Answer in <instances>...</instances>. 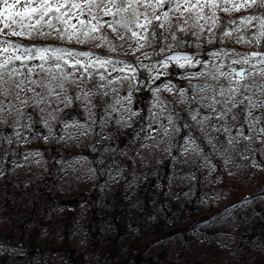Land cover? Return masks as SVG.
<instances>
[{
	"label": "trees",
	"instance_id": "obj_1",
	"mask_svg": "<svg viewBox=\"0 0 264 264\" xmlns=\"http://www.w3.org/2000/svg\"><path fill=\"white\" fill-rule=\"evenodd\" d=\"M254 11L256 10L254 9ZM220 18V22L213 32H205L199 38L193 35L196 31L180 32L172 27L168 32H165L163 28L161 31L168 39L160 40L159 44L162 46L176 41L183 50L191 52L194 59H198L196 48L202 49L206 54L222 47H231L227 43L228 40L226 41L228 36H224L222 33L239 25V17L230 19L228 15L223 14ZM232 20H237V24L231 27L229 21ZM254 32H256L255 28L250 31V35L253 36ZM173 34L177 37L176 40L171 38ZM210 36L216 37V40L211 44L207 42ZM93 52L96 55L101 54ZM155 57L163 58L161 55ZM127 61L136 64L132 58H128ZM229 65H231L230 59H226L222 68L225 70L224 72L231 71ZM168 68L169 71L165 79L176 88L174 97L181 92V89L188 91V95H191L193 91L192 79L196 77L195 73L208 72L212 69L216 71V65L208 67L204 63L196 66L187 65L185 68H180L177 64H169ZM138 72V83L135 84L131 93L130 118L126 122H118L116 116H113L106 126L108 132V139L104 141L106 144L99 146L97 150L98 157L93 153V149L88 143L81 146L65 145L66 140H62L61 133H57L48 142H45L43 139L45 126L42 125L35 112H32V117L35 120L36 129L28 145L16 149L10 145H0V162L6 166L5 173L0 176V246L24 251L22 256L24 260L38 257L42 261L46 254L57 253L64 257L66 264H88L90 257L98 253L108 259V264H146L150 258L149 255L175 234L182 236L186 244L190 240L188 238L190 234L211 229L229 216L234 205L240 203L238 202L240 196L232 184L237 186L240 179H245L249 183L257 180V176L251 175L253 172L251 161L257 158L258 163L264 164V143L253 146L254 151L248 150L255 158L244 160L243 165L236 170L234 175H223L220 187L230 193V198L233 200L230 206L214 210L208 215L202 213L200 202L195 197L189 206H180L177 201H181V197L177 195V187L181 188V185H178L176 179L179 162L175 160V157L180 156L179 150L186 142L188 133H191L186 111L180 110L177 114L179 120H174L178 132L172 144L174 153L165 155V152L155 146L145 147L146 134L152 121L157 119L154 112L153 92L158 83H151L146 74L140 70ZM229 79L230 77H222L219 84H223L227 88ZM261 82L262 78L259 72L257 77L254 73L251 79L247 80L249 85L254 86L252 89H256L255 85H259ZM94 83L95 79L91 84ZM70 95L76 96V89ZM162 97L165 99L167 110L174 112V108L178 109V106L173 101L171 102L170 95ZM104 101L106 105H111V99L108 97ZM101 105H103L102 99L95 97V107L99 119L102 114L100 112L102 111ZM233 114L235 119L225 120L226 123L237 126L243 123L246 129L247 112L243 106L239 111L233 109ZM60 121L63 123L85 122L82 102L73 100L60 115ZM216 121L224 123L219 119ZM55 127L59 129L60 125L57 124ZM233 128L235 131L238 130V127ZM93 135L96 139V134ZM217 137L223 140L225 135L218 134ZM245 143V140L238 143L235 155H238L242 150L247 151ZM106 150L113 151L107 159L113 158L112 163H117L119 167L126 169L124 171L125 182L111 187L106 192L101 191L98 186L89 190L71 187V184L75 182L72 178L74 170L77 169V166L76 168L71 167L72 159L84 156L89 163L100 168V170L97 168L96 172H98V180H102L104 176L100 175L101 172H106L107 167L103 166H106L107 163H99L97 159ZM25 151L39 152L45 161L43 167L32 170L25 166H13L11 160L21 157ZM148 153L151 155V160L144 167V172H141L137 186L133 191L126 192L131 178L130 174L135 168L140 167L138 156L148 155ZM260 171H262L261 175L264 174V167ZM200 179L206 178L202 176ZM257 192L264 194V187ZM133 206H137V212L132 217V226H138L140 232V236L136 239L128 238L127 214ZM183 219L189 220L184 230L166 232L169 222L177 223V220ZM4 222L8 226L7 233H3L2 230ZM253 222L254 228L251 229V234L245 236L246 240L253 243L259 238L264 243V223L258 221V218ZM44 227L50 228V233L47 238L41 239ZM77 227H81L87 237V244L84 247L76 246L73 243L72 233ZM56 232H59L62 240H55ZM18 233L20 236H17ZM208 233L214 234L212 231ZM248 250L250 251V249ZM185 256L187 257L184 254L181 258L183 259ZM188 257L192 264H200L197 257L191 255ZM249 264H264V257H254Z\"/></svg>",
	"mask_w": 264,
	"mask_h": 264
},
{
	"label": "rangeland",
	"instance_id": "obj_2",
	"mask_svg": "<svg viewBox=\"0 0 264 264\" xmlns=\"http://www.w3.org/2000/svg\"><path fill=\"white\" fill-rule=\"evenodd\" d=\"M254 9L241 10L239 12L225 13L219 11L217 14L219 16L226 14L231 19L233 17H240L242 15H247L250 12H253ZM106 20H111V17H105ZM172 23L179 27L185 28L189 31H198L190 27L191 21L186 25L184 18L180 17L178 14L172 15ZM233 24H231V27ZM2 27V25H0ZM172 28L168 23L164 24L165 32H168ZM239 29V31H237ZM254 28H244L240 25H235L232 30V35L226 37L227 43L231 45L227 47H222L219 50L211 51L206 54L203 53V50L196 48L197 58L194 60H200L205 66L212 67L213 65H223L227 57L235 58L237 54L244 55L249 53L253 48L252 43H239L237 38L243 36L245 40H251L250 31ZM47 31V29H45ZM105 34L109 37H114L115 34L111 32L110 29L105 28ZM257 31V29H256ZM55 35V34H53ZM121 35H124L121 32ZM253 39V38H252ZM25 43H36L41 46L50 45L52 47L65 46L70 47L76 51L83 50H92L96 51L99 56L103 57L105 55H120L121 58L126 54L127 58H132L134 55L139 56L140 60L148 66L149 69H154L153 71H147L144 68L138 67V70L146 74L151 83H158L156 90L153 92V104L155 107V115L157 119L152 121L147 137L145 138L147 146H155L156 148L161 149L165 152V155L169 153H174L173 151V139L177 136V127L174 120H179L178 115L180 110L186 111V116L188 119V126L191 128V133H188L186 142L181 146L179 150V155L175 157V160L179 162V167L176 172V179L178 185H181V188L178 186L177 195L181 197V201H177L180 206L187 207L195 199L199 200L202 213L208 215L214 210L221 209L225 206H230L233 203V200L230 198V193L221 189V184L223 181V175H234L236 170L243 165V161L249 158L254 159L255 157L251 156L248 150L254 151L253 146H258L261 141L257 139L255 131L252 134L251 142L245 140L246 152L244 150L240 151L238 155H235L234 152L238 148V143L234 142L229 144L228 133L224 131L225 127L229 125L224 121V123H219L218 120L213 115V109L208 105H211L213 101L211 99H201L202 97L210 98L214 94L217 100H220L219 91L216 88L219 85V80H213V75H219L218 72L212 69L211 71H201V75L193 77V91L191 95H188V91L180 92L175 95L176 88L172 83H169L165 78L169 71V68L165 71L156 64L158 60L147 47L137 51H133L136 45L132 40L128 41V44H131L132 47L129 48L128 44H125L124 47L120 48L118 53H111L110 50L106 47H97L95 43L87 44H77L75 40L66 42L61 40H56L53 37H48L46 39H34V40H25ZM114 43L120 44L121 41L119 38H115ZM176 41H171L167 45H171L172 52H180L183 50ZM235 49V52L232 50ZM142 52H147L148 56L145 57L141 55ZM219 53V56L212 55V53ZM227 53V56L225 55ZM103 54V55H102ZM163 57V55H161ZM128 62V61H127ZM232 64V60L230 59ZM133 63V62H130ZM252 64L256 66L255 75L259 72L262 82L259 85H264V72L261 71L262 65L258 64L256 60L251 61ZM134 64V63H133ZM135 65V64H134ZM196 66L198 64H192ZM236 67L235 65H232ZM246 66V65H245ZM238 70V68H237ZM100 71H105L101 69ZM108 73H111L110 79L112 83L109 84L107 80L100 81L99 77H94L95 83L88 84L85 87V91L91 89V95L89 96V101H85L82 96L83 92L80 88H76V96H81L79 99L83 104V109L85 111V122H70L63 123L60 121V115L65 111L66 107L57 102L55 99L52 100V103L48 106L41 105L40 107H32L24 109L26 112H35L39 117L42 125L45 126V121H47V127L45 126V131L43 134L44 137H48L45 142L55 136L57 133H61L62 140H66L65 145L81 146L85 143L91 145L93 153L98 157V148L103 146L105 140L108 139V132L106 126L109 124L113 116H116L118 122H126L130 118V113L132 109V90L134 89L133 80H117L115 79L118 75H124L122 73L112 72L111 68L106 70ZM160 71L162 74L157 79L155 78V72ZM222 71H225L222 69ZM230 72V71H228ZM227 71L225 73H228ZM257 73V74H256ZM128 75H131L130 73ZM255 80V78H254ZM103 83L105 86L103 88L99 87V84ZM254 84V83H253ZM95 85V86H94ZM165 85H169L171 91L165 89ZM212 85L213 87H209ZM253 88V87H252ZM250 92L245 93V95L254 94L256 96L261 95L259 87L252 89ZM159 89V91H157ZM202 89V90H201ZM131 96L129 100L128 97ZM171 98V102L178 106V109H173L174 112L167 110V105H165L164 98L162 96ZM95 97L96 99H102L100 111L102 114L100 119L98 118V112L95 107ZM108 97L111 99V105L108 106L104 103V99ZM41 108L44 110L41 111ZM223 109V105H216V111L219 112ZM54 115L55 119H50L49 114ZM253 116L261 117L264 121V108H255L252 109ZM115 114V115H114ZM193 115H196V120H193ZM205 117H209L208 120H205ZM250 118L247 116V121ZM23 124L28 125L26 128H17L14 121L9 119L8 124H0V145H10L13 148L24 147L31 142V137L35 128V120L33 117L29 119L27 116L24 117ZM59 124L60 128L57 129L55 126ZM67 125V127L65 126ZM253 129L258 128V125H253ZM51 128V132H49ZM14 129L19 131V138L14 134ZM232 128V135H235L238 130L234 132ZM246 133L248 131V126L245 129ZM96 134V139L93 137V134ZM218 134H224L225 138L221 140L217 137ZM10 141V142H9ZM190 141H194V144H191ZM242 142V141H241ZM196 145H199V149H196ZM111 150H106L100 155V158L97 159L99 163H107L106 166H103L105 173L101 172L102 180H98V172L96 165H92L89 161L83 156L73 158L71 167L77 169L74 170L73 179L74 183L71 184V187L75 188H84L92 189L95 186H98L101 191L106 192L115 187L118 184L125 182L126 178L124 167H119L117 163H112V159L109 158ZM238 156V157H237ZM138 159L140 161V167L133 171L130 174L131 178L129 184L126 187V192L133 191L137 186L139 176L141 172H144V167L151 160V155H139ZM44 159L41 154L37 151H25L22 156L19 158H14L11 160V164L15 167L25 166L26 168H32L36 170L37 168H42L44 165ZM253 167V172L251 175L257 176V180L253 183L247 182L245 179H240L241 181L236 186L232 184V187L235 188L239 194L240 203L234 205V208L230 210L229 216L226 217L223 221L217 223L211 229L202 231L200 233H193L189 235V242L185 244L182 236H177L176 234L170 239L158 246L155 251L149 255L150 258L147 260L146 264H192L190 257H197L200 264H249L254 257L262 258L264 257V243H262L259 238L250 243L246 240L245 236L251 234V229L254 228V220L258 218V221L264 223V194H258V190L264 187V174L261 175L260 170L263 169L264 164H260L257 161V158L251 161ZM102 166V165H101ZM236 167V168H234ZM100 170V168H98ZM140 169V170H139ZM6 166L0 162V176L5 173ZM100 173V172H99ZM205 177L207 179H200V177ZM206 182V183H205ZM199 187V189H198ZM177 197V196H176ZM198 197V198H196ZM137 212V206H133L128 210V238L136 239L140 236L138 226H132V217ZM236 212V213H235ZM189 220H177V223L169 222L166 227V232L170 233L171 231L178 230L182 231L188 225ZM3 233H7L8 226L5 222L2 224ZM212 231L214 234L210 235L208 232ZM259 232V231H258ZM50 233V228L44 227L41 233V239L47 238ZM17 236H20L18 233ZM58 238V239H57ZM62 240L59 232H56V239ZM72 240L76 246L84 247L87 244V237L82 231L81 227H77L76 230L72 233ZM57 241V242H58ZM250 249V251L248 250ZM185 256L183 259L181 257ZM24 251L6 248L0 246V264H66V261L63 256L57 253H48L45 255L41 261L38 257H34L31 260H24L22 256ZM108 259H105L100 254L96 253L92 255L89 259L88 264H108Z\"/></svg>",
	"mask_w": 264,
	"mask_h": 264
},
{
	"label": "snow or ice",
	"instance_id": "obj_3",
	"mask_svg": "<svg viewBox=\"0 0 264 264\" xmlns=\"http://www.w3.org/2000/svg\"><path fill=\"white\" fill-rule=\"evenodd\" d=\"M247 9L256 11L240 16L239 23L244 28H255L257 31L253 39L245 40L241 36L237 38V42L252 43L253 48L247 54H237L235 58L227 57L232 60V64L228 66L231 71L228 73L222 71L223 65L216 66L219 75H213V80L230 77L227 88L223 84L216 86L220 100L215 97V89L213 96L201 99L213 101L208 106L213 109V115L221 121L235 119L233 109L239 111L241 106L247 112L250 118L246 121L247 133L243 123L224 128L229 135V144L244 140L251 142L253 131L257 139L264 143V121L252 113V109L264 108V85H255L260 88V96L245 95L254 87L247 83L256 72V66L251 61L255 59L262 65L261 71L264 72V0H0V124H8L9 119H12L17 128H26L28 125L22 121L25 116L31 119L32 113L24 109L29 106L46 107L53 99L67 107L73 100L81 99V96L70 95L76 88H80L83 92L82 98L89 101L91 89H84L93 82L94 77L98 76L100 81L107 80L109 84L112 83L111 73L106 71L108 68H111L112 72L124 74L115 79L133 80L136 83L139 77L137 66L147 71L154 70L149 69L139 56L135 55L132 57L136 61L134 65L127 62L126 54L123 58L120 55L101 57L91 50L76 51L65 46H41L25 43V40L53 37L66 42L75 40L77 44L95 43L97 47L108 48L111 53H118L120 48L132 40L136 45L134 52L147 47L154 56L163 55L162 59L156 60V64L166 71L172 61L180 68L202 63L181 52L168 55L171 45L159 44L160 40L168 39L161 31L165 23L176 31H186L185 28L173 25V14L183 17L186 25L191 21L189 26L198 29L193 35L199 38L205 32H213L217 27L221 19L217 14L219 11L231 13ZM105 17H111V20H106ZM229 23L237 24V20ZM105 28L110 29L115 36L106 35ZM121 32L124 35H121ZM222 34L231 36L232 30L223 31ZM115 38H119L121 43H114ZM171 38L177 39L175 34ZM215 40V36H210L207 42L211 44ZM128 47L131 48L132 45L128 44ZM232 51L235 52V49ZM141 55L147 57L148 53L142 52ZM212 55L219 56V53ZM225 55L227 56V53ZM101 69L105 71H100ZM129 73L131 75H128ZM161 74L156 71L155 78L158 79ZM199 75L200 72L194 74ZM104 86L103 83L99 84L100 88ZM164 87L171 91L169 85ZM180 91L183 92V89ZM128 99H131L130 95ZM219 104L223 105V109L217 112L216 105ZM43 110L41 108V111ZM49 118L56 117L50 113ZM196 118V115H193L192 119ZM204 119L208 120L209 117ZM253 125L260 126L254 130ZM45 126L47 127V121ZM233 127H238L235 135H232ZM13 131L19 138V131ZM47 138L44 137L45 140ZM195 147L199 149V145Z\"/></svg>",
	"mask_w": 264,
	"mask_h": 264
},
{
	"label": "water",
	"instance_id": "obj_4",
	"mask_svg": "<svg viewBox=\"0 0 264 264\" xmlns=\"http://www.w3.org/2000/svg\"><path fill=\"white\" fill-rule=\"evenodd\" d=\"M179 52V51H178ZM181 53H184V54H188V55H190V56H192L193 57V55L192 54H190L189 52H186V51H180ZM172 54V53H171ZM171 54H169V55H171ZM255 60V59H254ZM170 63H176L175 61H172V62H170Z\"/></svg>",
	"mask_w": 264,
	"mask_h": 264
}]
</instances>
